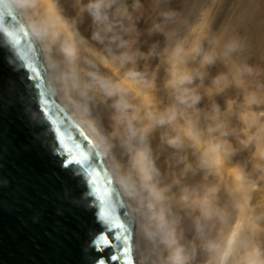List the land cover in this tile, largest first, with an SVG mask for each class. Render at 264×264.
<instances>
[{
  "label": "bare ground",
  "instance_id": "bare-ground-1",
  "mask_svg": "<svg viewBox=\"0 0 264 264\" xmlns=\"http://www.w3.org/2000/svg\"><path fill=\"white\" fill-rule=\"evenodd\" d=\"M6 1L38 46L54 99L97 149L121 195L132 220L135 264H163L165 256L158 238L145 235L147 193L135 165L141 151L190 264H255L254 250L264 253V0H140L137 10L125 0L135 25L125 39L135 43L112 45L111 52L92 38L97 25L86 10L89 0ZM164 12L175 16L161 34L152 29ZM183 14L179 29L170 24ZM69 33L79 52V88L66 79L73 65L61 45ZM197 42L202 54L216 55L214 64L191 53ZM232 42L238 50L228 53ZM125 51L133 59H119ZM244 66L254 74L237 86L232 77ZM174 73L193 77L183 87L201 97L198 104L178 101ZM250 92L262 102L250 104ZM245 113L255 118L245 122Z\"/></svg>",
  "mask_w": 264,
  "mask_h": 264
},
{
  "label": "water",
  "instance_id": "water-1",
  "mask_svg": "<svg viewBox=\"0 0 264 264\" xmlns=\"http://www.w3.org/2000/svg\"><path fill=\"white\" fill-rule=\"evenodd\" d=\"M58 140L95 154L92 178L126 233L100 219L87 178L59 167ZM101 235L110 246L96 244ZM113 235L128 237L135 264L132 220L101 155L54 99L34 38L0 0V264H126Z\"/></svg>",
  "mask_w": 264,
  "mask_h": 264
},
{
  "label": "clouds",
  "instance_id": "clouds-1",
  "mask_svg": "<svg viewBox=\"0 0 264 264\" xmlns=\"http://www.w3.org/2000/svg\"><path fill=\"white\" fill-rule=\"evenodd\" d=\"M141 7L140 0H134L132 5L133 10H137ZM86 10L91 15L94 23L97 25V31L93 33V40L109 47L107 50L111 52L112 45H115L118 49H130L135 43L132 40L125 39V37L135 30V25L132 23V16L129 12V8L126 5L125 0H89L86 5ZM163 17L162 23L153 25V29L156 32L165 34L166 22L174 19L175 14L171 12H164L161 14ZM127 21V25L126 22ZM58 33L53 32L51 39L53 42L58 38ZM74 34L69 33L68 39L61 45V51L67 58L69 63L73 65L72 70L67 76L68 85L71 88H79L80 81L79 75L74 67L76 60L78 59V48L73 40ZM167 38V37H166ZM228 53H233L238 50V44L232 42L226 46ZM177 53L183 52V49L177 46L175 48ZM191 53L193 55L201 56L202 49L199 42L195 43L191 47ZM135 53L125 51L121 54L119 59L131 60ZM117 57H114L116 59ZM217 57L211 52L202 54V64L210 65L214 64ZM254 71L250 66L238 67L236 73L233 75L232 80L237 86H241L245 83V75H253ZM89 75H93L89 73ZM227 80V76L218 77L215 83L220 85L222 81ZM193 77L190 74H173L172 84L173 87L181 89V94L177 97L181 104L192 107L199 103L201 97L194 94L191 90L183 87L186 84H191ZM87 87V85H85ZM111 94V93H109ZM250 104L261 103V97L256 92H250L245 98ZM125 108L128 105H124ZM264 116V113L260 114ZM255 114L245 113L243 119L247 122L249 119H254ZM131 127V124H129ZM135 134V133H133ZM170 144H177V140H170ZM135 165L137 166L140 178L142 181L143 190L147 193L146 202L144 204V218L145 235L149 241L158 238L160 245L165 250V256L163 264H190L192 257L187 253L183 245H181L176 236V224L174 221H170L168 218V209L165 207L166 196L163 190L159 189L155 183H153V173L155 169L152 167L146 152L141 151L136 154ZM130 194H135V186H130ZM185 201L187 197L183 198ZM210 212L206 211L205 215H209ZM256 256L255 264H264V253L257 248L254 250Z\"/></svg>",
  "mask_w": 264,
  "mask_h": 264
},
{
  "label": "snow or ice",
  "instance_id": "snow-or-ice-1",
  "mask_svg": "<svg viewBox=\"0 0 264 264\" xmlns=\"http://www.w3.org/2000/svg\"><path fill=\"white\" fill-rule=\"evenodd\" d=\"M32 71L35 72V69L33 68ZM37 85H39V80H37ZM57 146L60 149L59 154L63 157L57 161L59 167L61 169H68L69 175L79 173L81 176L87 178V181L90 183V194L97 199L100 219L108 223L111 227L120 229L122 233H126L128 231L126 226L120 223L115 217V210L109 201L108 193L106 191L101 192L98 190L96 187V181L92 178L93 166L97 163L95 154L91 151L88 154H85L84 152L76 154L71 150H68L61 140H58ZM112 240L120 242L118 246L121 248L124 256L128 257L126 264H133L130 257L131 248L129 246L128 237L123 235H113ZM96 244L110 246L111 241L107 236L101 235L96 240ZM112 259L116 260L117 256L114 255Z\"/></svg>",
  "mask_w": 264,
  "mask_h": 264
},
{
  "label": "rangeland",
  "instance_id": "rangeland-1",
  "mask_svg": "<svg viewBox=\"0 0 264 264\" xmlns=\"http://www.w3.org/2000/svg\"><path fill=\"white\" fill-rule=\"evenodd\" d=\"M243 1H244V0H241L240 3H242ZM182 17H183V19H184V14H183L181 17H177V18H181V19H182ZM177 18L175 19V21H174V20H173V22L171 21L170 24H171V25H176V24H178V25H176V26H177V28L179 29V27L182 26L183 19H182V20H181V19L178 20ZM177 21H179V22H177ZM179 23L181 24L180 26H179ZM171 27H172V26H171Z\"/></svg>",
  "mask_w": 264,
  "mask_h": 264
}]
</instances>
